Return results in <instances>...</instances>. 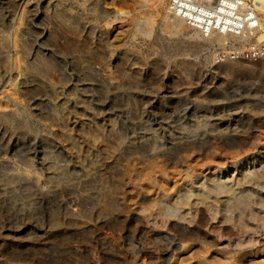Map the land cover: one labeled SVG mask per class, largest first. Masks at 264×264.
<instances>
[{
    "label": "rangeland",
    "instance_id": "rangeland-1",
    "mask_svg": "<svg viewBox=\"0 0 264 264\" xmlns=\"http://www.w3.org/2000/svg\"><path fill=\"white\" fill-rule=\"evenodd\" d=\"M6 2L8 0H0V9L9 17L4 18L3 22L0 20V41L6 36H12L14 30L21 25L10 21L13 15L12 5ZM36 2L38 9H35L31 25H26L24 34L27 37L30 35L28 38L33 43L37 40L40 43L44 39L41 37L42 30L52 27L58 41L60 40L61 50L64 51L55 52V58L46 56V67L49 63L52 64L50 66L53 67V73L44 69L33 78L30 77V85L27 84L26 89L18 90L9 85L6 81L9 80L10 73L1 75V263L159 264L155 258L143 259L142 249L147 246L152 249L153 243L145 240L139 229L141 208L148 204L153 207L155 199L159 197V189L174 193L184 182L192 180V176L186 177L187 174L202 176L221 167L231 166L233 160L252 153L264 144V113H261L264 111V60L231 54L233 49L246 45L220 46L199 41L189 44L190 48L186 52L190 53H186L185 57L194 59L200 65L189 73L196 76L200 83L214 80L218 86L213 91L214 95H211L213 110L208 113H213L214 120L218 117L226 118L222 121L220 118L215 120L220 125L207 133L215 135L229 132L235 119L227 117L233 115L237 106L249 111L244 121H252V124L249 122L251 125L245 122L252 132L248 134V142L243 145L224 147L219 139L213 138V142L206 144L204 149L189 150L174 161H168L159 155V151L169 145L170 136L180 135L182 138H179L186 139L185 141L195 137L201 139L206 135L205 121L202 123L194 117L192 121H170L143 126L130 121L125 109H109L97 105L92 99L91 89L85 87L82 81H77L81 79V61L78 57L80 51L84 54L83 52L90 50L88 45L84 49L77 42L80 33L90 39L89 35L95 34L98 37L100 33L110 29L118 54L141 62L163 59L165 63H170L171 73L179 75L182 72L172 64L178 59L176 56L182 57L183 54H174L175 50L168 51L166 44L169 38L176 36L164 29L160 19H157L158 24L154 29L157 34L154 40L147 36L146 27L151 17L145 11H136L135 25L124 33L115 28L121 20L107 26V21L113 20L116 14L112 11L130 9L133 4L130 0ZM36 14L45 15V19L39 20ZM64 38L69 39L70 45L62 42ZM52 42L46 36L43 43L46 52L54 49ZM258 43L264 44V41ZM74 47L81 48L79 53V49ZM13 54L14 51L11 50L6 56ZM86 54L88 65L86 64L85 70L89 73L94 68L96 59L93 55L95 53ZM227 57L239 64L236 70L226 73L215 68L218 61L222 62ZM24 61L27 59L24 58ZM4 67L2 65L3 71ZM48 80L56 82L58 90H47L42 83L46 84ZM82 87L83 90L87 89L83 91ZM227 98L230 99L227 101ZM251 107L255 111L259 108L257 112L261 111L260 114L253 116L254 110ZM256 118H259L260 124ZM143 141L151 142L147 156L142 157L141 153L129 149ZM212 250L206 252L196 245L185 249L180 245L171 253L167 264H198L199 261L203 263V260L205 264H215L213 261H220L222 255ZM258 250L260 253L248 264H264V246L261 245ZM194 254L197 257L190 259Z\"/></svg>",
    "mask_w": 264,
    "mask_h": 264
},
{
    "label": "bare ground",
    "instance_id": "bare-ground-1",
    "mask_svg": "<svg viewBox=\"0 0 264 264\" xmlns=\"http://www.w3.org/2000/svg\"><path fill=\"white\" fill-rule=\"evenodd\" d=\"M36 1L37 0H8V2H6L12 5L13 15L10 21L13 23L16 21L21 25L14 30L12 36L4 37L3 35L4 38L0 41V80L1 75L6 76L5 74L10 73V78L9 80L7 79L8 81L6 82L18 90L28 88L27 84L29 78L38 75L44 69H48L49 72H52V64L48 62L49 66L46 67V56L55 58L53 56L55 52H61L63 50H61L60 40L58 41L52 27H47L46 31L42 30L41 37L44 39L41 40L40 43L38 40L33 43V41L28 38L30 35L27 37L26 33L24 34L27 30L26 25H31L30 21L36 13L35 9H38V7L36 8L38 5ZM130 1L133 2L131 5L132 8L129 7L130 9L127 10L115 9L112 11L116 14L113 16V20L107 21V26H111L114 22L117 23L121 20L122 22L115 28L118 32L122 31L124 33L132 28V25H135L137 20L136 11L140 13L145 11V13H147L146 15L151 17V20H148L149 22L147 21L148 24L145 33L153 39L155 35H157L154 33L155 26H157V19H160L161 23L164 25V29L170 33V35L176 36V38L171 37L168 41L166 40V44L168 51L175 50L174 54L179 52L181 55L183 54L182 57L176 56L178 59L175 61V64H172L175 67L177 66L182 73L173 75L170 71V63L167 64L160 58L141 62L130 59V56H121L122 54H118L117 44L111 39L110 29L100 33L98 37L95 34L89 35L90 39H87L84 33H80L78 34L77 43L81 44L84 49L88 45L87 47H89L90 50H86V52H90V54L95 53L93 55L96 62H94V68H92L93 66L90 67L92 70H89L90 72L87 73L85 69H87L86 67L88 64L85 59L88 53L86 54V52H83L84 54H82V51H80L81 48L74 47L75 49H79L77 52H81L80 56H78L81 61V79L78 78L80 80L77 81H82L85 87L91 89L93 92V101H95L97 105L106 106L109 107V109H125L127 110L126 113L130 116V121H136L143 126L170 121L174 123L187 120L192 121L194 117L201 120L202 123L205 121L204 127L207 126V129L204 133L206 135L201 139L195 137V139L192 138L193 140L185 141L186 139L183 140L179 138L180 135H178V133V136L173 135L170 136V138L168 137L170 142L169 145L159 151V155H162V157L168 161H174V159L180 157L182 153L189 152V150L199 151L198 149H204L206 144L213 142V138L219 139L221 142L220 144L224 147L239 146L248 142V134L251 131L249 125L252 124V121H244L249 114V111H245V104L243 106L244 109H242L241 106H235L236 108L233 106L235 108V110H233L235 111L234 113L231 108L233 115L227 118L235 119V122H232L234 126L230 127L231 130L229 132H220V134L216 133L215 135L207 133V131L216 130L220 125V123L215 122V120H219L218 118L220 117L214 120L212 118L213 113H208V111L211 112V110H213V97L211 95L214 93L213 91L217 85L214 80L208 83H200L201 81H199L196 76L189 73L200 65L194 59H187L185 54L190 48L189 44L193 41H199L205 44H218L220 46L238 44L240 47L254 40L255 42L257 41V43L263 42L264 0H261L256 6L258 18L255 26L244 23L242 29L239 30H235L236 28L226 29L227 24L223 26L222 30L215 28L213 24L217 23V20H219L223 14L214 11L211 12L212 18H210L209 21L212 23V26H208L209 29L207 34H205L204 29L198 26L197 22L192 24L185 17L174 13L170 7L171 0ZM215 3L217 7L220 6V9L227 14L224 16L234 13L233 9L222 6L220 0H215ZM225 3L231 4V0H225ZM134 4H136V7H134ZM7 16L0 9V20L2 22ZM44 16L36 14L39 20L45 19ZM196 17L202 18L200 14H197ZM8 18L9 17H7V19ZM46 36L48 41L52 40L54 42H52L54 49L47 52L43 47ZM133 37L136 38L135 34ZM87 40H89V42ZM62 42L64 44L70 43L67 38H64ZM69 45H67V47ZM64 49H66V47ZM11 50L14 51V54L6 56L7 52ZM188 53L190 52L188 51ZM174 56L175 55H173V57ZM24 58L27 59L26 62ZM2 65L5 66L4 71ZM238 65L239 64H237L234 59L227 57L222 62L218 61L215 68H219L223 72L228 73V71L234 70ZM239 68H241V66ZM42 84L46 86L47 90L49 88L58 90L56 89V82L48 80L46 84ZM83 88L84 87L81 89L83 90ZM229 99L230 98H227L226 100L228 101ZM254 108H257V106ZM254 108L252 109L254 110ZM258 109L256 110L258 111ZM191 110L192 112L190 113ZM253 110H251V112H253ZM257 111L254 110L253 116H256L255 114L258 113ZM199 112H201L200 115H198ZM261 113H264V111ZM227 115H229V113ZM224 118H220L221 121L224 120ZM245 122H250L251 124L249 123V125H246ZM256 123L255 121V124ZM228 127L229 126H227V128ZM186 138L188 139V137ZM150 146V141H143L137 145H132L129 149L133 150V152L137 151L141 153L143 157L148 155ZM191 176L193 179L184 182L175 192L173 191L174 193L168 192L163 188L159 189V197L155 199L153 207L151 204L149 207L148 204V206L141 208V227L139 229L144 235L143 237L145 240L150 241L149 243H153L152 249H150V247L147 248L148 246L142 249L144 261L155 258L157 263L167 264V262L170 261L171 253L179 248L180 245L185 249H188L192 245H196L199 248L205 249L206 252L209 249H213L212 251L215 253L219 252L222 256L220 257V261H213L215 264H218V262L219 264L251 263L256 254L260 253L258 250L259 247L261 245L264 246V144L252 153H247L233 160L231 166L221 167L218 170L203 174L202 176L198 174L193 177L191 173L187 174L186 177L191 178ZM134 231H137V229ZM196 255H192L190 259H194ZM0 264H2L1 260ZM9 264H11L10 261ZM191 264H193V262ZM198 264H205L204 260L203 263L199 261Z\"/></svg>",
    "mask_w": 264,
    "mask_h": 264
},
{
    "label": "built area",
    "instance_id": "built-area-1",
    "mask_svg": "<svg viewBox=\"0 0 264 264\" xmlns=\"http://www.w3.org/2000/svg\"><path fill=\"white\" fill-rule=\"evenodd\" d=\"M261 0H231V4L225 3V0H220L222 6H227L233 9L234 13L228 16L224 11L217 7L215 0H171L170 7L172 11L182 17H185L192 24L198 23V26L204 29L205 34L208 33V26H212L209 19L212 18L211 12H219L223 14L217 23H214L215 28L223 29L227 24L226 29L236 28L242 29L243 24L255 26L258 18L257 4ZM200 14L202 18H197ZM228 18V19H226ZM208 27V28H207ZM231 54L236 57H245L253 60H264V44L252 42L246 44L240 49H233Z\"/></svg>",
    "mask_w": 264,
    "mask_h": 264
}]
</instances>
